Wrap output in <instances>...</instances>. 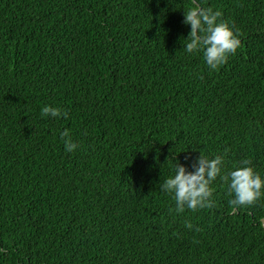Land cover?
I'll return each instance as SVG.
<instances>
[{"label": "trees", "instance_id": "trees-1", "mask_svg": "<svg viewBox=\"0 0 264 264\" xmlns=\"http://www.w3.org/2000/svg\"><path fill=\"white\" fill-rule=\"evenodd\" d=\"M195 4L241 40L218 69L185 49ZM201 155L212 204L178 212L161 185ZM245 160L264 177V0H0V264H264Z\"/></svg>", "mask_w": 264, "mask_h": 264}, {"label": "clouds", "instance_id": "clouds-1", "mask_svg": "<svg viewBox=\"0 0 264 264\" xmlns=\"http://www.w3.org/2000/svg\"><path fill=\"white\" fill-rule=\"evenodd\" d=\"M221 15L220 11L199 4L184 11L182 22L190 26L185 49L189 53L202 51L204 61L210 69H218L226 63L229 55L234 54L241 45L239 36L230 24L218 20ZM41 111L44 116L68 115L51 105H45ZM60 136L65 138V149L68 152L77 148L68 129H64ZM198 163L199 167L195 171H187L186 166L177 161L175 174L166 178L161 185L164 191L173 194L178 212H183L185 208L196 211L212 204L213 188L210 184L221 173L223 157L217 155L208 159L201 155ZM243 165L245 166L231 170L226 177L230 181L229 192L233 194L230 204L233 206L252 205L264 195V177L254 171L250 161H243ZM186 224L187 227H192L191 222Z\"/></svg>", "mask_w": 264, "mask_h": 264}]
</instances>
